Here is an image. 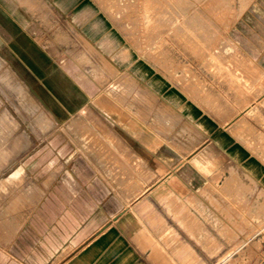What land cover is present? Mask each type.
Here are the masks:
<instances>
[{
	"label": "crops",
	"instance_id": "0c3cea01",
	"mask_svg": "<svg viewBox=\"0 0 264 264\" xmlns=\"http://www.w3.org/2000/svg\"><path fill=\"white\" fill-rule=\"evenodd\" d=\"M83 1L53 0L62 10L63 2L76 8ZM227 37L264 77V0H249ZM30 65L31 91L52 121L45 131L55 121L60 126V159L46 160L49 173L27 187L18 209L4 213L2 229L14 234L0 241V264H168L155 250L154 229L141 216L149 195L170 178L209 204L222 219L213 222L220 231L245 227L243 215L253 220V208L242 200L244 177L264 191V91L257 89L264 79L239 75L209 82L200 91L146 67L120 83L138 85L146 93L141 96L146 107L133 108L128 95L122 107L99 91L101 85L79 62L73 63L74 70L61 67L32 36ZM123 69L131 74L130 67ZM148 105L155 106V113ZM210 155L235 171L227 181L199 169V159L209 169ZM56 164L58 171L51 169ZM233 177L241 184L233 192L213 184ZM116 183L122 189L116 190ZM117 199L131 201L118 206ZM137 201L140 205H133Z\"/></svg>",
	"mask_w": 264,
	"mask_h": 264
},
{
	"label": "rangeland",
	"instance_id": "374dc122",
	"mask_svg": "<svg viewBox=\"0 0 264 264\" xmlns=\"http://www.w3.org/2000/svg\"><path fill=\"white\" fill-rule=\"evenodd\" d=\"M51 1L0 0V241L14 234L2 229L4 213L18 209L26 201L22 196L27 187L49 173L46 160L60 159V126L55 121L45 131L52 121L31 91V36L61 67L74 70L73 63L79 62L101 85L97 89L122 107L126 95L133 108L146 107L141 97L146 93L138 85L120 84L143 74L146 67L200 91L209 82L239 75L264 79L227 37L230 24L249 0H84L80 5H86L76 8L63 2L64 10ZM92 15L93 22H81ZM125 67L131 68V74ZM257 89L264 91L262 83ZM147 107L155 113L154 105ZM6 121L12 125H5ZM67 139L71 143L75 136ZM214 156L210 155L209 169L196 158L199 169L227 181L235 171ZM58 164L51 169L58 171ZM234 178L213 184L220 191L233 192V186H241ZM244 179L247 190L242 201L253 208L254 216L251 220L243 215L246 226L241 229L229 226L230 230L222 232L215 228L213 222L220 217L177 179L170 178L149 195L141 218L154 229L155 250L163 252L168 264H177L172 254L180 259L178 264H264V191ZM112 185L122 189L118 183ZM129 201L116 200L118 206Z\"/></svg>",
	"mask_w": 264,
	"mask_h": 264
},
{
	"label": "bare ground",
	"instance_id": "6f19581e",
	"mask_svg": "<svg viewBox=\"0 0 264 264\" xmlns=\"http://www.w3.org/2000/svg\"><path fill=\"white\" fill-rule=\"evenodd\" d=\"M17 84H18V83H17ZM18 85H19V84H18ZM20 89H21V87H20ZM23 107H24V106H23ZM26 112H28V111H26ZM40 113H41V112H40ZM39 116L42 117L41 114H40ZM39 116H38V117H39ZM43 116L45 117L46 115L43 113ZM4 118H5V117H4ZM45 118L47 119V117H45ZM3 120H4V119H3ZM5 120H6V119H5ZM7 120L9 121V119H7ZM12 120H13V119H12ZM40 120H41V118H40ZM40 120H38V121H40ZM42 120L45 121V119H42ZM47 121H49V119H48ZM47 121H46V123H47V125H48V122H47ZM3 122H5V121H3ZM13 122H14V121H13ZM40 122H41V121H40ZM5 125H10V124H7V121H6ZM11 125H12V124H11ZM11 125H10V126H11ZM47 125H46V126H47ZM46 126H45V127H46ZM4 127H5V126H4ZM4 127H3V129H4ZM6 128H7V127H6ZM9 129H10V127H9ZM45 129H46V128H45ZM4 130H5V131H4ZM4 130H3V131H4L5 133L8 132V131H6V129H4ZM10 130H11V129H10ZM4 132H3V133H4ZM3 133H2V134H3ZM4 136H5V134H4ZM0 138H1V137H0ZM2 138H3V137H2ZM3 139H5V138H3ZM0 140L2 141V139H0ZM1 143H2V142H1ZM3 144H4V143H3ZM3 144H2V145H3ZM12 144H13V143H12ZM15 144H16V143H15ZM14 146H15V145H14Z\"/></svg>",
	"mask_w": 264,
	"mask_h": 264
}]
</instances>
